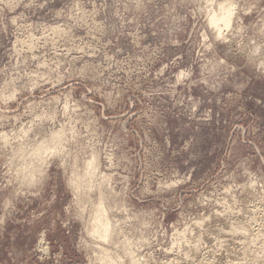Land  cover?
I'll return each mask as SVG.
<instances>
[{"label":"rangeland","instance_id":"374dc122","mask_svg":"<svg viewBox=\"0 0 264 264\" xmlns=\"http://www.w3.org/2000/svg\"><path fill=\"white\" fill-rule=\"evenodd\" d=\"M263 25L264 0H0V264H264Z\"/></svg>","mask_w":264,"mask_h":264},{"label":"bare ground","instance_id":"6f19581e","mask_svg":"<svg viewBox=\"0 0 264 264\" xmlns=\"http://www.w3.org/2000/svg\"><path fill=\"white\" fill-rule=\"evenodd\" d=\"M237 9H238L237 3H235V2H230L228 4L219 3L217 11H213V12L210 13V16H209L210 21H209V23H210V26L213 27L216 30V32L218 34L217 37L218 36L219 37L224 36L226 32H228L229 30L232 29V26H233L235 18H236L235 16H236V13H237ZM263 27H264V25H263ZM263 27H262V29H263ZM260 49L258 48L256 50V53ZM254 54L255 53H253L252 55L254 56ZM259 54H261V53H259ZM258 65H262L263 66L264 62L261 63V64H258ZM89 167H90V165L88 164V167H87L88 168V175H87L88 177L84 176V177L80 178V183L78 184L79 186L77 185L78 187L77 186L75 187L76 192H78V190L80 191L84 187H85L86 190L88 188H90V186H89L90 183L88 181L91 178L90 177L91 168H89ZM94 211L95 212H94V215H93V220H91V223H90L91 229L89 230L90 232H88V234L90 233V236L94 240H95V238H97L101 243L102 242L106 243L107 241H109V237L111 235L110 234V230H111V225L110 224L111 223H110L109 217H107V211H105L102 198H100L99 203H97V205L95 206ZM116 240H117V238H116ZM102 251L105 252L103 249H102ZM107 256H106L107 258L106 257L105 258L103 257V259L101 258L103 264H110V262H112V256H110L109 254H107Z\"/></svg>","mask_w":264,"mask_h":264}]
</instances>
